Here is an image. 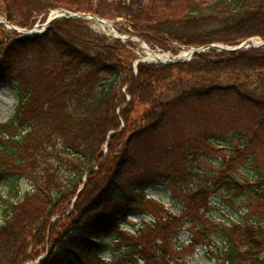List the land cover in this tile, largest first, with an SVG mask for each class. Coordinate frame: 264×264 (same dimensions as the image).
<instances>
[{
    "label": "trees",
    "instance_id": "trees-1",
    "mask_svg": "<svg viewBox=\"0 0 264 264\" xmlns=\"http://www.w3.org/2000/svg\"><path fill=\"white\" fill-rule=\"evenodd\" d=\"M46 8L45 1L31 0L20 25L28 28L31 17ZM136 29L147 31L141 33L143 39L159 45L172 40L186 47L234 46L264 39V0L190 4L181 17H163ZM132 46L94 33L87 21L72 19L55 21L45 35L32 40L0 41V84L10 85L17 100L14 118L0 124L2 137L16 128L14 146L9 149L0 140V149L18 159L21 172L3 175L7 198L0 195V264H26L39 257L40 238H48L40 226L73 196L80 227L54 245L44 264H179L167 239L179 234L176 229L183 221L196 224L204 241L193 236L191 244L209 248L215 264H264V48L211 51L186 63L139 64L135 73ZM243 120L248 126L237 133V144L215 146L229 154L223 160L213 158L215 163L203 155L213 150L201 142L208 136L183 142L196 131L204 138L210 125L229 131ZM167 136H173L175 147L166 145ZM210 140L218 142V136ZM203 145L205 152L200 151ZM187 150L191 152L185 155ZM197 158L206 159L211 170L201 168L196 174L206 180L186 192L180 201L182 215L152 212L155 202L146 191L160 180L172 192L180 166L182 178L194 174ZM235 162L237 169L243 163L258 169L245 202L254 215L224 227L209 225L211 196L224 188L240 189L231 167ZM152 165L168 171L151 177L146 170ZM24 177L30 196L23 203L28 209L19 212L17 185ZM144 211L151 221L134 225L133 234L121 230L131 212ZM211 228L227 241L218 250L205 238ZM106 236L112 244L103 241ZM102 251L111 254L110 262L100 257Z\"/></svg>",
    "mask_w": 264,
    "mask_h": 264
},
{
    "label": "rangeland",
    "instance_id": "rangeland-1",
    "mask_svg": "<svg viewBox=\"0 0 264 264\" xmlns=\"http://www.w3.org/2000/svg\"><path fill=\"white\" fill-rule=\"evenodd\" d=\"M47 3V8L45 10L38 11L31 17L29 22L27 23L28 29H32V27L39 26L37 29H42V26L46 23L47 19L53 12L63 10L69 11L71 13H76L79 15L84 16L83 21H87L90 28L93 30L94 33L106 35L108 37L114 38L108 32V29H104L97 21L89 18V17H97L101 20L109 21L114 30L115 34L120 37H133V46L131 48H135V53L138 55L137 58H144L146 57V52L142 49L141 44L135 42L134 40L142 39L141 34H147V31L137 28H143L151 25L156 20H160L163 17H169L170 19L178 18L186 14L188 10V5H205L210 0H42ZM31 0H0V15L3 19H6L12 22L15 26H21V19L22 14L25 11H28L30 8ZM80 19V20H82ZM39 30V31H40ZM24 38L23 36L19 35L16 32L4 30L0 27V41H4V43H10L16 39ZM145 43L151 50L157 52L158 54L161 51L165 52L167 56H182L184 53H189L192 47H186L184 45H180L179 43L169 40L165 42L163 45H159L155 42H149L144 39ZM131 43V42H130ZM214 45H223L227 47L228 45L214 43ZM217 52V50L209 49L206 50V53L209 52ZM135 61V58H134ZM133 61V63H134ZM25 69H27V65H23ZM17 75V72L14 74ZM17 106V100L15 97V93L10 85L6 86L0 84V124L7 123L12 116L14 115L15 108ZM142 109H139L140 112ZM17 123V121H13ZM18 124V123H17ZM247 121L243 120L241 123L231 130L226 131L224 128L216 129L214 125H210L209 130L206 129L205 137L201 136V133H191L184 136L183 142L188 144L191 142H196L200 139H205L208 136V140L201 142H206L208 145L212 147L211 153L203 154L206 159L211 160V162L215 163L216 160L213 158H219L223 160L224 157L229 155L226 151L221 152L215 146H221L220 148H225L229 145L237 144L238 143V136L237 133L242 132L243 130H247ZM240 129V130H239ZM238 130V131H237ZM242 130V131H241ZM203 134V132H202ZM215 135L218 136V142H213L211 137ZM16 136V128L12 127L9 130V134L7 137L0 136V140H2L3 144L6 145L10 149V147L14 146V142L12 141L13 137ZM165 139V137H164ZM218 144V145H216ZM17 144H15L16 146ZM166 145H171L175 147L173 136H167L166 138ZM182 145V143L180 144ZM259 146L256 144L254 148ZM260 148V147H259ZM21 146L19 147L20 151ZM201 152L207 151V146L203 145L200 148ZM191 151L188 150L185 152V155L189 154ZM20 153L17 154L19 157ZM249 156V153H246ZM199 159V161H198ZM202 160L201 158H197V161L193 163L192 169L194 174L188 173L184 178L181 177L183 166L181 165L179 170V175L177 176L174 182L175 189L171 192L167 188V182H160L158 180L155 182L157 185L149 188L146 191L148 195V200H152L155 204L150 205V209L152 212L158 213L159 210L164 211L165 214L171 213L173 216H180L183 212V205L180 201H182L184 195L187 191L193 189L197 183L205 182L206 178L202 176V178L196 176L197 173L200 174L201 168L206 170H211L210 164ZM205 162V163H204ZM18 159L14 156H9L4 149H0V195L6 197L7 193V182L3 179V175H21L19 171ZM236 164V162H235ZM234 163L232 172L236 175L238 180V185L240 188L239 190H231V188H224L222 190L217 191L214 195L211 196V203L209 213L207 214L208 224L213 225L215 227L220 225L227 226L226 224L233 222L234 220L239 223L242 220L250 219L254 214V209L249 208L245 202L249 200L250 194L249 191V181L255 180L254 174L258 172V169L253 164L243 163L245 166L237 169V165ZM166 167V166H165ZM157 169L156 166L152 165L148 167L149 174L153 177V174L158 173H166L168 171L167 168ZM168 167V166H167ZM24 168V167H21ZM132 172H137V170H131ZM139 175V174H137ZM27 177L22 179V182H19L17 188H21L19 194L21 195V199L19 200L18 204L21 202V207L19 208V212L28 209L27 206L23 205L25 200H27L29 184L27 182ZM160 183V184H158ZM179 186H176L177 184ZM83 185V184H82ZM82 185L80 187H82ZM241 187H245L241 188ZM96 195L94 193L89 201ZM131 195V194H128ZM136 198H138L139 194H134ZM246 198V199H245ZM77 196H73L70 199H67L65 203L61 206L62 211L52 217L49 220V223H46V220H40V223L43 224L40 226V230L47 235V241H44L43 238H40V246L38 251H40L39 257L35 260L29 261L26 264H44L45 260H47L49 253L52 251L55 244H57L63 237H66L70 231L74 228H79V220H80V212L75 211V202ZM184 200V199H183ZM161 202V203H159ZM163 204V205H162ZM33 205V203L27 204ZM29 211V210H28ZM24 214V217H29V212ZM147 211H144L145 214ZM164 213V212H163ZM141 215L137 212H131L128 217V225L124 226L125 231L133 232V225L140 223L143 221H151L152 217L150 215ZM203 215V212L201 213ZM163 216V214H160ZM39 220V219H38ZM3 223L2 214L0 211V227ZM38 228V227H37ZM36 228V229H37ZM123 230V231H124ZM198 228L196 224L186 223L183 221V225L179 226L176 231H179V234L171 240V235L167 240L170 241L168 244L169 250L172 253V258L176 262V260H180L181 264H215V259L208 252L209 248L207 249L203 245H198L197 247L192 246L190 241L194 236L200 242H203L204 239L199 238L200 235L198 234ZM51 232V234H50ZM36 233V232H35ZM205 238L208 237L212 246V249L218 250L222 246L227 244L226 239L219 234L218 229L211 228L208 233L205 234ZM177 241L175 242V240ZM35 241H38L35 239ZM103 241L106 243L112 244L111 236L103 237ZM32 241L29 240V243ZM178 242V243H177ZM199 242V244H201ZM163 242L160 241V245ZM178 246V247H177ZM180 246V247H179ZM101 257L106 259L107 261H111L112 257L108 251H102ZM179 263V264H180Z\"/></svg>",
    "mask_w": 264,
    "mask_h": 264
},
{
    "label": "water",
    "instance_id": "water-1",
    "mask_svg": "<svg viewBox=\"0 0 264 264\" xmlns=\"http://www.w3.org/2000/svg\"><path fill=\"white\" fill-rule=\"evenodd\" d=\"M68 14L69 13H67L66 15H68ZM66 15L64 14V15H61V16H55L54 18H50L45 24V29H48L49 26L55 20L60 19V18H67L68 16H66ZM69 18H83V16L78 15V14H72V15L69 16ZM101 23L105 24V22H101ZM40 35L41 34L34 35V36H27V38L28 39H32V38L38 37ZM209 48L218 49V51H220V52H223V51H226V52H241V51H246V50H250V49L264 48V40L253 39V40L241 43L238 46H234V47H225V46H219V45H211V46H209ZM202 51H204V49H202V48L201 49H193L192 53H191V56H193L196 53H200ZM154 60H155L156 63H159V64H168V63H176V62H178V61H171V60H165L164 61V60H161L159 58H156Z\"/></svg>",
    "mask_w": 264,
    "mask_h": 264
},
{
    "label": "bare ground",
    "instance_id": "bare-ground-1",
    "mask_svg": "<svg viewBox=\"0 0 264 264\" xmlns=\"http://www.w3.org/2000/svg\"><path fill=\"white\" fill-rule=\"evenodd\" d=\"M56 15H60V13L59 12H54L52 15H51V17H55ZM148 54V57L150 58V59H156L157 57L158 58H160V59H164V57H162V56H155L153 53H151L150 51H148L147 52ZM191 54L190 53H184L182 56L183 57H188V56H190Z\"/></svg>",
    "mask_w": 264,
    "mask_h": 264
}]
</instances>
